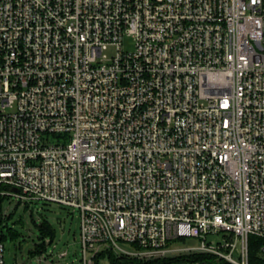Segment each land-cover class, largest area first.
<instances>
[{
	"label": "built area",
	"instance_id": "built-area-1",
	"mask_svg": "<svg viewBox=\"0 0 264 264\" xmlns=\"http://www.w3.org/2000/svg\"><path fill=\"white\" fill-rule=\"evenodd\" d=\"M2 197L76 211L82 264L264 255V0H0Z\"/></svg>",
	"mask_w": 264,
	"mask_h": 264
},
{
	"label": "rangeland",
	"instance_id": "rangeland-1",
	"mask_svg": "<svg viewBox=\"0 0 264 264\" xmlns=\"http://www.w3.org/2000/svg\"><path fill=\"white\" fill-rule=\"evenodd\" d=\"M113 52L114 50L110 49L108 54L112 55ZM3 211L7 217L0 224V238H4L5 264H82L80 218L72 208L42 202L27 208L14 199L6 198L3 202ZM43 220L49 221L56 231L52 241L49 236L42 238L37 227ZM10 231H15L17 236L13 237ZM211 239H223V233ZM43 241L51 243L43 253H35L37 244ZM199 244V240L192 238L180 242L183 247H196ZM122 245L129 249L127 245ZM62 252H67L68 256L61 257ZM98 264L112 262L110 257L106 256L100 258Z\"/></svg>",
	"mask_w": 264,
	"mask_h": 264
},
{
	"label": "trees",
	"instance_id": "trees-1",
	"mask_svg": "<svg viewBox=\"0 0 264 264\" xmlns=\"http://www.w3.org/2000/svg\"><path fill=\"white\" fill-rule=\"evenodd\" d=\"M6 198L2 197L0 198V224L3 223L5 217L4 211H3V202ZM28 208V206H26ZM39 230L41 231L42 238H45L49 236L51 238V241L53 240L54 236L56 235V231L53 229L49 221L43 220L40 222V224L37 225ZM10 234L14 237L17 236V233L15 231H10ZM1 241L4 240V238H0ZM263 244L262 239L258 237L251 236L249 240V256H250V264H264V255L261 252V245ZM46 250V243L45 241L41 242L40 244H37L35 253L41 254ZM112 264L117 263V260L113 257H111ZM192 258L199 259L202 261H206L209 264H226L225 262H216L212 257H210L207 254H199V255H193Z\"/></svg>",
	"mask_w": 264,
	"mask_h": 264
}]
</instances>
